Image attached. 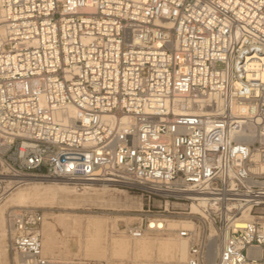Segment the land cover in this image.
<instances>
[{"label": "built area", "instance_id": "2783aa9c", "mask_svg": "<svg viewBox=\"0 0 264 264\" xmlns=\"http://www.w3.org/2000/svg\"><path fill=\"white\" fill-rule=\"evenodd\" d=\"M0 7V200L29 178L137 190L132 237L194 223L168 264H264V0ZM44 217L6 212L18 263L76 264L43 253Z\"/></svg>", "mask_w": 264, "mask_h": 264}, {"label": "bare ground", "instance_id": "6f19581e", "mask_svg": "<svg viewBox=\"0 0 264 264\" xmlns=\"http://www.w3.org/2000/svg\"><path fill=\"white\" fill-rule=\"evenodd\" d=\"M3 33H5L4 25L0 23V38ZM29 179H27L23 185L17 187L8 194L5 197V202L0 205V264H9L7 250L10 244L7 242L5 217L6 212L10 208L30 206L31 203H54L59 193L69 194L76 191L75 186L69 185V182L64 179ZM100 184L103 186L108 185V183ZM93 189L97 190V188ZM75 201L77 200H74V202ZM58 221L60 224L68 225L73 229L75 228L77 236L69 238L71 242H68V239L65 237L64 240L59 243L55 234V223L46 220V217H44L41 227L42 245L43 253L48 257H51L48 253L54 254L55 256L63 254L64 257L69 254H76L84 255L86 259L91 261L95 260L101 262L82 263L74 261L76 264H104V260H108V264H168L169 262L178 263L186 261L189 257V241L187 238L179 236L177 232L175 234L176 236L171 233L164 235L163 233L165 231H154L147 232L140 237H132L126 230L115 233V230H112L114 229L115 220L111 219L109 216L100 215H88L86 218H83L77 215L72 216V214L67 213L58 217ZM44 223L47 224L45 227L46 229L43 226ZM159 223H163V226L166 227V231L168 228L174 230L181 226L192 227L194 225L192 221L186 218L166 219L159 221ZM110 228L112 229L110 230ZM83 236L85 237L84 240L82 239ZM73 241L75 244H78L77 250H75V246L72 245ZM54 259L73 261L68 258Z\"/></svg>", "mask_w": 264, "mask_h": 264}, {"label": "rangeland", "instance_id": "374dc122", "mask_svg": "<svg viewBox=\"0 0 264 264\" xmlns=\"http://www.w3.org/2000/svg\"><path fill=\"white\" fill-rule=\"evenodd\" d=\"M0 23H2L1 20ZM59 181H63V180H59ZM69 185L73 187L75 186L72 183H69ZM93 188H97V190H94ZM75 189L76 191H73L72 193L69 194L59 193L58 198L54 200L56 203L41 202V203H33V204L31 203V205L29 204L32 207H38L43 209L46 220L48 221L50 220L55 223L54 225L55 234L57 236V240L59 241V243L62 242V240H64L65 237L68 239V242H71L69 238L77 236L75 228L73 229L68 225L59 223L58 217H60L63 214L68 213V214H72V216L77 215L83 218H86L88 215L109 216L111 219L115 220L114 229L110 228V230L111 229L115 230V233H118V231L126 230L127 226L130 223L139 220V216H140L139 214L142 209L144 199L137 190H131L128 188L118 187L110 184H108L107 186H103L100 183H92V184L87 183L84 185L83 188L78 189L75 186ZM5 200L6 198L0 200V205L3 204ZM74 200L77 201L74 202ZM170 219H175V218H170ZM43 226L45 228L47 224L44 223ZM168 229L167 231L165 230V232L163 233L164 235H168L169 233L173 235L176 234V229L174 230L171 228ZM82 239L84 240L85 237L83 236ZM72 245L75 246V250L78 249V244H75L74 241ZM7 255H8L9 264L18 263V256L11 249L10 245L8 246ZM48 255L54 258H63V259L68 258L70 260L76 262H82V263L85 262L101 263L99 261H95V260L91 261L89 259H86L84 255L69 254L70 256L67 255L65 257L63 256V254H59L55 256L54 254L48 253ZM103 263H108V260H104ZM149 263H153V262H149Z\"/></svg>", "mask_w": 264, "mask_h": 264}]
</instances>
